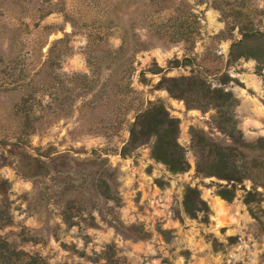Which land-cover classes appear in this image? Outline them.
Instances as JSON below:
<instances>
[{
  "label": "rangeland",
  "instance_id": "obj_1",
  "mask_svg": "<svg viewBox=\"0 0 264 264\" xmlns=\"http://www.w3.org/2000/svg\"><path fill=\"white\" fill-rule=\"evenodd\" d=\"M240 5L264 32V0H0V241L12 264H264V180L228 202L216 192L226 181L196 170L203 138L234 145L227 115L240 143L264 138V65L229 56L241 33L226 14ZM181 76L235 100L168 92L163 77ZM149 103L175 119L186 170L153 157V136L130 138ZM187 187L208 212L185 211Z\"/></svg>",
  "mask_w": 264,
  "mask_h": 264
},
{
  "label": "trees",
  "instance_id": "obj_2",
  "mask_svg": "<svg viewBox=\"0 0 264 264\" xmlns=\"http://www.w3.org/2000/svg\"><path fill=\"white\" fill-rule=\"evenodd\" d=\"M240 6L230 9L233 12L226 14L232 19V26H237L241 33L239 39L231 42L229 56L232 59L253 58L261 68L264 65V32L246 26L244 22L247 21V14L243 11V5ZM220 10L223 13V10ZM162 80H169L172 83L166 87L170 93L178 91L179 95H183L185 92H194L200 102L211 103L218 107L231 105L235 100L230 91L210 88L197 76L170 77L168 79L163 77ZM226 117L223 122L227 125H224L222 129L227 132L234 145H218L203 138L204 144L200 149L196 170L203 176H214L217 179L225 180V184L216 183V192L222 199L230 202L235 197L237 184L242 183L245 179H250L252 182L264 180V138L258 139L252 145L240 143L236 136L240 135V131L232 124V118L228 115ZM176 131L177 123L174 118L168 115L164 107L159 103H149V106L136 115L130 129V138L133 139L136 133L153 136V157L165 164L169 171L177 173L186 170L188 163L184 149L177 142ZM248 153L255 155H248ZM244 191V202L248 205L255 202L256 195L260 194L255 188L244 189ZM183 204L185 211L192 216H196L198 212L206 213L209 210L206 203L200 198L198 189L194 187L185 189ZM255 218L259 220L257 216ZM5 250H7L6 241L1 240L0 264H12L10 262L12 253L10 256L4 252ZM14 254L15 260L19 261H22L25 255L23 252ZM104 259L109 261V256Z\"/></svg>",
  "mask_w": 264,
  "mask_h": 264
},
{
  "label": "bare ground",
  "instance_id": "obj_3",
  "mask_svg": "<svg viewBox=\"0 0 264 264\" xmlns=\"http://www.w3.org/2000/svg\"><path fill=\"white\" fill-rule=\"evenodd\" d=\"M214 205H215V204H214ZM216 205H217V206H216ZM216 205H215L216 208H217V207H220V206L222 205L221 201H217V202H216ZM216 212L218 213V210H216ZM219 213H221V210H220Z\"/></svg>",
  "mask_w": 264,
  "mask_h": 264
}]
</instances>
